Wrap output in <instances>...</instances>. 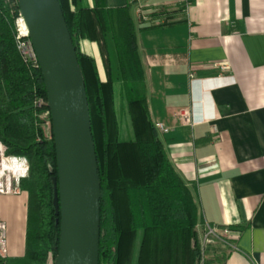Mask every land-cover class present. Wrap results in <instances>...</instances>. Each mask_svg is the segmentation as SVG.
Wrapping results in <instances>:
<instances>
[{
  "label": "crops",
  "instance_id": "obj_1",
  "mask_svg": "<svg viewBox=\"0 0 264 264\" xmlns=\"http://www.w3.org/2000/svg\"><path fill=\"white\" fill-rule=\"evenodd\" d=\"M130 1L150 115L174 128L158 134L198 205L199 238L207 224L228 229L206 262L264 264V0ZM80 49L106 80L98 44L82 39ZM26 193L0 196L10 257L26 252Z\"/></svg>",
  "mask_w": 264,
  "mask_h": 264
},
{
  "label": "trees",
  "instance_id": "obj_2",
  "mask_svg": "<svg viewBox=\"0 0 264 264\" xmlns=\"http://www.w3.org/2000/svg\"><path fill=\"white\" fill-rule=\"evenodd\" d=\"M59 1L85 77L97 152L99 264H209L197 229L198 205L150 115L131 1L121 7H108L107 0H95L94 7L84 0ZM82 39L98 44L106 80L95 59L81 51ZM117 90L131 122L126 139L121 137ZM37 96L47 100L41 70L19 53L10 9L0 0V138L9 153L26 155L31 163L30 176L22 182L29 192L26 252L0 257V264H54L59 251L56 152L53 137H42L45 120L34 105Z\"/></svg>",
  "mask_w": 264,
  "mask_h": 264
},
{
  "label": "water",
  "instance_id": "obj_3",
  "mask_svg": "<svg viewBox=\"0 0 264 264\" xmlns=\"http://www.w3.org/2000/svg\"><path fill=\"white\" fill-rule=\"evenodd\" d=\"M47 92L60 216L54 264H99L101 180L85 77L59 0H18Z\"/></svg>",
  "mask_w": 264,
  "mask_h": 264
},
{
  "label": "built area",
  "instance_id": "obj_4",
  "mask_svg": "<svg viewBox=\"0 0 264 264\" xmlns=\"http://www.w3.org/2000/svg\"><path fill=\"white\" fill-rule=\"evenodd\" d=\"M10 9L13 20V29L15 34L16 46L24 60L33 67L39 68L31 39L30 31L25 17L23 16L18 0H4ZM142 20L148 21L151 15L141 12ZM222 69H228V63L221 64ZM35 107L41 109L40 113L49 114L50 111L45 109L47 100L44 97L37 96L34 100ZM41 116V115H40ZM181 117L185 122H192L190 111H183ZM46 123V119H45ZM156 129L161 133L173 131V127L167 126L164 122L157 121L154 123ZM31 163L30 159L23 154L9 153L8 145L0 138V196L1 195H19L22 193V182L30 176ZM228 232L227 228H218L207 224L204 226L203 236L200 239L202 251L205 252L209 245L222 239V236ZM0 257H9L8 248V227L6 221L0 214Z\"/></svg>",
  "mask_w": 264,
  "mask_h": 264
},
{
  "label": "rangeland",
  "instance_id": "obj_5",
  "mask_svg": "<svg viewBox=\"0 0 264 264\" xmlns=\"http://www.w3.org/2000/svg\"><path fill=\"white\" fill-rule=\"evenodd\" d=\"M117 94H118V97H117V109H118V118H119V123H120V128H121V137L122 138H127L129 137V134H130V128H131V122H130V118H129V115L127 113V111L125 109H123L124 107L122 106V100L121 98H119V90H117ZM40 117L45 120L46 119V123L43 122L41 123V126H42V130H43V134H42V137L45 139V140H49L51 141L52 139V122H51V119H50V116L49 114H43V113H40ZM23 192H27L26 194H28L29 196V192L27 191L26 187H22V193ZM21 193V194H22ZM20 195V194H19ZM28 210H29V207H28ZM7 227H8V224H7ZM149 232L148 233H145V236L147 235L148 236ZM9 241H10V237H9V227H8V246H9ZM10 257V256H9ZM203 260H206L205 259V255L203 257ZM49 264H53L52 261H50Z\"/></svg>",
  "mask_w": 264,
  "mask_h": 264
}]
</instances>
